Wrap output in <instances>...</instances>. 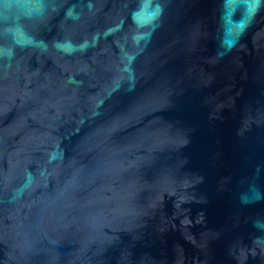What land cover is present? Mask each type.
I'll return each instance as SVG.
<instances>
[{
  "label": "water",
  "instance_id": "1",
  "mask_svg": "<svg viewBox=\"0 0 264 264\" xmlns=\"http://www.w3.org/2000/svg\"><path fill=\"white\" fill-rule=\"evenodd\" d=\"M0 264H264V0H0Z\"/></svg>",
  "mask_w": 264,
  "mask_h": 264
}]
</instances>
